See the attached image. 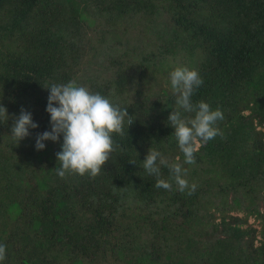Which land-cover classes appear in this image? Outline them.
<instances>
[{
	"label": "trees",
	"instance_id": "1",
	"mask_svg": "<svg viewBox=\"0 0 264 264\" xmlns=\"http://www.w3.org/2000/svg\"><path fill=\"white\" fill-rule=\"evenodd\" d=\"M139 26L155 37L134 49ZM168 59L202 77L193 103L224 115L190 164L168 117L194 113L170 79L151 81ZM70 80L133 120L112 130L100 170L61 177L62 135L35 145L51 130L46 87ZM0 104L3 264H264V0H0ZM22 110L39 126L17 142ZM150 148L167 161L160 178L181 163L188 188L156 186Z\"/></svg>",
	"mask_w": 264,
	"mask_h": 264
},
{
	"label": "clouds",
	"instance_id": "2",
	"mask_svg": "<svg viewBox=\"0 0 264 264\" xmlns=\"http://www.w3.org/2000/svg\"><path fill=\"white\" fill-rule=\"evenodd\" d=\"M169 75L171 87L178 93L176 103L184 111L194 113L185 118L180 111H172L168 117L178 146L184 154V163H194L198 144L206 143L220 134L216 124L224 115L219 107L213 109L206 101L193 103L195 90L203 84L196 69L177 66ZM46 89L49 90L46 111L50 115L51 130L38 134L35 145L37 150L46 147L45 141H58L62 135L61 151L57 153L60 167L54 169L57 174L61 177L69 171L81 175L86 172L94 174L100 170V162L113 148L112 130L122 129L125 121L129 124L132 122L133 116L124 118V114L129 111V105L109 93L92 92L71 80L66 83H53ZM0 115L8 117L3 104H0ZM38 126L32 113L22 110L12 125L11 136L19 142L30 134V128L35 129ZM142 163L149 174L157 177V187L171 189L172 181L178 185L180 191L189 187L183 176L181 163L168 165L171 173L169 180L160 178L161 165L167 164V161L158 150L150 148ZM195 188L193 183L190 192ZM5 257L6 245L0 242V264H3Z\"/></svg>",
	"mask_w": 264,
	"mask_h": 264
},
{
	"label": "rangeland",
	"instance_id": "3",
	"mask_svg": "<svg viewBox=\"0 0 264 264\" xmlns=\"http://www.w3.org/2000/svg\"><path fill=\"white\" fill-rule=\"evenodd\" d=\"M154 35L150 31H146L145 27L139 26L137 28H134V31L132 34L129 36V43L132 45H135L134 49H137L140 47V44L145 46L146 44L149 43L150 39L154 40ZM126 39V36L122 38V40ZM168 62L161 66L159 63L153 68V75L155 77V80L152 78L151 81H156V82H164L166 79H170V72L177 67L176 63L174 62L173 59H168ZM177 61V60H176ZM242 216V214H239ZM249 224H252L256 227H258L257 222L254 221L253 218H250L248 220Z\"/></svg>",
	"mask_w": 264,
	"mask_h": 264
}]
</instances>
